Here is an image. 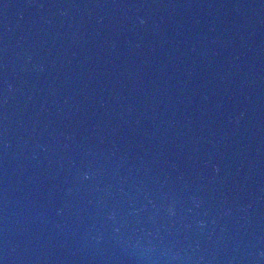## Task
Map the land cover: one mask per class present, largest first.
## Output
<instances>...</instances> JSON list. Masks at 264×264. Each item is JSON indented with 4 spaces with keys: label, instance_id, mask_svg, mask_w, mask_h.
<instances>
[{
    "label": "water",
    "instance_id": "1",
    "mask_svg": "<svg viewBox=\"0 0 264 264\" xmlns=\"http://www.w3.org/2000/svg\"><path fill=\"white\" fill-rule=\"evenodd\" d=\"M0 264H264V0H0Z\"/></svg>",
    "mask_w": 264,
    "mask_h": 264
}]
</instances>
